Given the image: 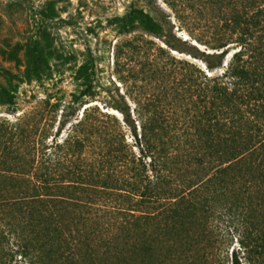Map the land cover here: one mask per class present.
I'll use <instances>...</instances> for the list:
<instances>
[{"label":"trees","instance_id":"16d2710c","mask_svg":"<svg viewBox=\"0 0 264 264\" xmlns=\"http://www.w3.org/2000/svg\"><path fill=\"white\" fill-rule=\"evenodd\" d=\"M168 3L179 12L180 18L189 20L194 49L188 51L201 58L205 67L167 55L149 39L132 42L135 47L129 53L130 59H119V71L126 67L129 70L123 74L125 81L133 79L129 94L140 105L141 124L133 118L127 101V107L121 103L116 107L131 126L140 153L127 141L119 117L97 110L91 112L89 107L73 121L65 139L60 135L69 116L77 113L71 105L72 110L62 115L52 138L56 151L50 155L37 139L38 117L20 118L16 129L0 123V165L11 167L12 163L19 168L30 155L34 174L42 180L35 185L40 189L25 195L23 200L0 192L3 199L0 214L10 206V212H19L28 228L21 244L25 255L31 254L33 258L36 254L50 264H136V253L144 251L152 258L151 264L182 263L184 251L169 236L175 226L167 218L168 209L135 206L145 203L146 198L172 199L174 191L183 184L173 177L188 169H213L206 164L213 160L208 156L220 161L215 166L217 173L242 169L264 180V0H169ZM135 12L156 30L163 29L151 12L144 8ZM167 43L172 45L169 40ZM233 43L240 45L235 51L231 49ZM145 45L148 48L144 50ZM202 45L209 48L203 49ZM138 49L142 53L134 56V50ZM93 81L94 78L87 82L84 94L92 90ZM122 97L125 103V95ZM186 98L193 102L201 100L200 105L197 101L193 104L197 113L214 112L217 124L228 133L224 141L231 143L222 142V133L214 143H199L196 137L177 141L192 132L174 131L175 125L168 122L171 117L167 115L179 111L177 107ZM210 117L207 115L206 119ZM196 118L197 115L191 124ZM195 134L203 135L201 129ZM63 160L74 165V173L79 177L83 173L90 187L78 190L76 183L80 180H75L60 185L64 190L55 191L56 185L45 181L51 174L38 169L40 163L47 169H55L58 161ZM95 182L101 187L93 186ZM168 185L171 195L165 196ZM107 189L126 190L122 195L128 196L130 206L111 213L110 218L116 219L102 221L96 219L99 215L90 203L100 200L109 192ZM138 210L141 212L137 213ZM118 215L123 218L118 219ZM262 227L258 237L243 240L244 253L255 264H264V224ZM233 264H244L240 251L235 249Z\"/></svg>","mask_w":264,"mask_h":264},{"label":"rangeland","instance_id":"374dc122","mask_svg":"<svg viewBox=\"0 0 264 264\" xmlns=\"http://www.w3.org/2000/svg\"><path fill=\"white\" fill-rule=\"evenodd\" d=\"M168 2L0 0V123L16 129L15 124L20 118L38 117L40 126H37V139L41 146H46L44 150L50 155L56 151L52 138L58 131L62 115L72 110L71 105L77 113L69 116L68 125L60 135L65 139L73 121L82 117L89 107L91 112L97 110L119 117L127 141L137 154L140 153L131 126L125 121L124 113L116 107L118 103L127 107V101L133 118L141 124L138 112L140 105L129 94L133 79L125 81L123 74L125 76L129 70L126 67L122 72L119 71V59H130L129 53L135 47L132 42L149 39L155 41L156 47L167 55L205 67L201 58L188 51L194 49L191 46L193 37L189 32V20L180 18L179 12ZM137 8H144L154 14L163 29L158 31L144 21L135 12ZM202 47L209 48L207 45ZM239 47L238 43H233L231 49L235 51ZM146 48L148 46L145 45L142 49ZM139 51L134 50V56L142 53V50ZM92 78L94 87L84 94L87 82ZM195 101L201 104V100ZM195 101L186 98L183 105L177 107L179 111L168 112L167 116L171 117L168 122H173L174 131L192 132L191 136L177 138V141L196 137L199 143H214L218 134L222 133V142L231 143L224 141L228 133L217 124L218 118L214 112L199 110L197 113L198 108L193 106ZM196 115L197 118L191 124ZM207 115L211 117L206 119ZM200 129L203 134L201 137L195 134ZM208 157L213 160L206 164L213 169H188L173 177L183 184L178 191H174L172 199L162 197L150 201L146 198L145 203L135 207L147 205L150 209H168L167 218L175 226L169 233L170 239L183 249L185 257L182 263L176 261L172 264H233L234 249L240 251L244 264H255L244 253L243 240L251 241L263 231L264 180L237 167L234 171L217 173L215 166L220 161H216L213 156ZM32 161L29 155L21 163L22 167L16 168L12 163V168L0 165V192L15 196L14 199H22L40 189L35 185H40L42 180L34 174ZM72 166L69 160H63L58 161L55 169L49 170L40 163L38 170L51 174L46 175L48 179L45 181L56 185L53 189L58 192L64 190L60 185L65 186L75 180H80L76 183L78 190L90 187L87 186L89 179H85L83 173L81 177L75 174ZM97 183H93V186L100 188ZM251 184L254 186L247 188ZM169 186L164 189L165 196L171 195ZM107 190L109 192L104 193L100 200L90 203L99 215L96 219L102 221L116 219L110 218L111 213L120 212L119 209L123 210L125 205L130 206L127 205L128 196L122 195L126 190ZM122 218L118 215V219ZM28 233L19 212L13 214L10 206L5 207V211L0 214V264H50L36 254L33 262L31 254L22 252V236ZM151 260L144 251L136 253V264H151Z\"/></svg>","mask_w":264,"mask_h":264}]
</instances>
